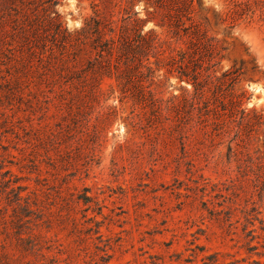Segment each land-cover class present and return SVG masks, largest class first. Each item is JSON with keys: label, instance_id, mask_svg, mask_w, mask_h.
<instances>
[{"label": "rangeland", "instance_id": "obj_1", "mask_svg": "<svg viewBox=\"0 0 264 264\" xmlns=\"http://www.w3.org/2000/svg\"><path fill=\"white\" fill-rule=\"evenodd\" d=\"M37 1L0 0V264H264V0H170L204 33V97L165 66L92 99L90 55L69 75L21 28ZM54 10L69 33L93 13Z\"/></svg>", "mask_w": 264, "mask_h": 264}, {"label": "trees", "instance_id": "obj_2", "mask_svg": "<svg viewBox=\"0 0 264 264\" xmlns=\"http://www.w3.org/2000/svg\"><path fill=\"white\" fill-rule=\"evenodd\" d=\"M90 1L93 13L74 33L68 32L63 25L62 17L54 10V6L59 4L60 0H38L41 8L33 10V14L24 16L20 22L24 32L32 35L31 41H37V44L42 43L44 46L41 55H55L54 47L59 48L69 75L83 71V62L79 55H90L89 65L85 69L89 72V77H85L83 81L85 87L89 86L90 89L79 91L83 99L105 94L100 85L106 76L116 78L119 87H123L121 88L123 93L128 84H139L142 95L145 96L146 91L141 78L144 74L156 73L165 66H178L180 80L193 82L195 89H198L197 93L205 96L199 72L192 71L189 66L190 62L197 60L195 55H201L208 46L203 43L204 33H201L199 27L190 34L188 28H184L186 25L184 17L189 10L187 3L175 8L170 0ZM141 1L148 5L147 18L138 16L140 12L137 6ZM160 15L167 17V20L161 19V23L157 24L161 27L168 25L172 36L163 38L155 30L144 31L145 24L148 21H156ZM151 58H155V62H152ZM154 64L157 67H154ZM236 78L233 76L234 82ZM189 95L191 94H184L181 98L173 95L170 98L172 101L181 99L185 102L190 98ZM230 103V110L233 112L240 107L241 99L233 95Z\"/></svg>", "mask_w": 264, "mask_h": 264}]
</instances>
